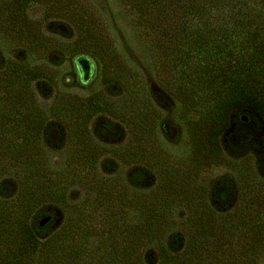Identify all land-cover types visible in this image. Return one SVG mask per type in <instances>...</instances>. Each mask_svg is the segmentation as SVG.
I'll use <instances>...</instances> for the list:
<instances>
[{"label": "trees", "instance_id": "obj_1", "mask_svg": "<svg viewBox=\"0 0 264 264\" xmlns=\"http://www.w3.org/2000/svg\"><path fill=\"white\" fill-rule=\"evenodd\" d=\"M115 1L189 148L169 153L156 139L158 114L134 113L101 93L57 91L40 106L35 85L59 79L46 62L62 44L47 34L51 22L72 32L60 49L94 62L106 85L121 83L135 100L138 76L117 44L116 18L105 19L94 0H0V264H260L264 179L256 168L212 184L204 175L228 162L220 140L233 117L260 124L264 139V0ZM98 118L124 123L127 141L97 144ZM52 123L67 132L58 165L45 146L58 141ZM46 207L54 210L41 228Z\"/></svg>", "mask_w": 264, "mask_h": 264}, {"label": "rangeland", "instance_id": "obj_2", "mask_svg": "<svg viewBox=\"0 0 264 264\" xmlns=\"http://www.w3.org/2000/svg\"><path fill=\"white\" fill-rule=\"evenodd\" d=\"M96 5L102 12L105 19L109 17L116 18L115 24L117 29V44L123 49L137 70L132 66L131 70L134 71L138 79L130 85V92L137 99L133 100L131 95L125 96L124 88L121 83L113 82L109 85L105 84V79L94 62H91V70H88L86 79L78 71L76 60L79 58L76 55H71L67 50L62 51L72 35V32L66 28L62 22H51L47 34L56 41L62 42L56 46L50 54L46 57V62L58 67L59 79L54 86L47 84L35 85V95L39 105L46 108L50 105L51 100L56 92H72L74 94L89 97L95 93H101L103 96L108 97L113 104H121L127 106L134 113L143 112L144 115L153 116L158 114L161 121L154 127L156 132V139L169 153H183L189 148V142L181 134L182 125L178 122L176 112L172 107V101L167 93L163 92L155 80L153 73L145 64L137 50V42L135 41L134 33L132 32L131 25L127 24L124 18H119V11L121 7L115 0H94ZM123 17V16H121ZM114 23L113 20H109ZM62 47V50L60 49ZM17 58H23V51H14ZM13 53V54H14ZM5 57V56H3ZM29 61H32L29 57ZM158 101V102H157ZM129 110V111H130ZM130 116V115H129ZM150 119V118H148ZM147 121V120H146ZM148 122V121H147ZM150 123V122H149ZM163 124H167V129H162ZM53 127L58 129V141L50 143L46 141V148L50 150V161L53 165L63 163L62 155L68 146L67 132L65 127L60 123H52ZM91 129L93 134L96 135V142L101 146L117 147L124 144L128 138V129L119 121H110L107 118H98L92 123ZM168 129L175 132L174 136L169 135ZM223 152L228 158V162L223 167L212 168L204 175L205 180L209 183H216L230 179L231 176L236 177L239 169H246V174L249 171H254L262 179H264V139L263 129L258 124L255 127H247L243 125L239 119H232L230 128L222 135L220 140ZM251 168V170H250ZM231 175V176H230ZM153 177L149 176L147 179V187L153 184ZM14 185L7 184L4 188L5 193L11 197L13 195ZM79 194V191H78ZM81 193L79 194V196ZM237 195L233 194L231 198V206L235 205ZM53 207H46L39 215V220L44 217L45 213L53 211ZM216 210H223L222 206H216ZM57 211V210H56ZM39 222V221H37ZM60 223V215L57 220L48 226L42 233L44 238H47L50 233L58 227ZM38 224V223H37ZM44 228V227H43ZM151 256H148L149 262L156 261V255L150 251ZM260 264H264V261Z\"/></svg>", "mask_w": 264, "mask_h": 264}, {"label": "water", "instance_id": "obj_3", "mask_svg": "<svg viewBox=\"0 0 264 264\" xmlns=\"http://www.w3.org/2000/svg\"><path fill=\"white\" fill-rule=\"evenodd\" d=\"M76 62H77V67H78V68L80 67V65H82L83 68H85L87 71H88V70H91V68H92V66H91V62H90L88 59H86V58H81V57H79V58L76 60ZM241 121H243V122H246V121H247L246 118H245V116H242V117H241ZM50 220H51V217H50L49 215L43 217V218L40 219L39 222H38L39 227L43 228L46 224H48V223L50 222Z\"/></svg>", "mask_w": 264, "mask_h": 264}, {"label": "flooded vegetation", "instance_id": "obj_4", "mask_svg": "<svg viewBox=\"0 0 264 264\" xmlns=\"http://www.w3.org/2000/svg\"><path fill=\"white\" fill-rule=\"evenodd\" d=\"M78 71L81 73L82 77L86 79L88 71L85 68H83L82 65H80V67L78 68Z\"/></svg>", "mask_w": 264, "mask_h": 264}]
</instances>
